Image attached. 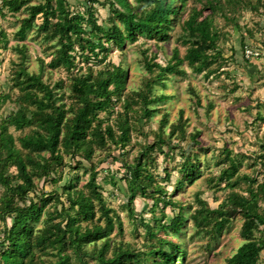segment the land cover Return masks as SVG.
Instances as JSON below:
<instances>
[{
	"label": "rangeland",
	"instance_id": "obj_1",
	"mask_svg": "<svg viewBox=\"0 0 264 264\" xmlns=\"http://www.w3.org/2000/svg\"><path fill=\"white\" fill-rule=\"evenodd\" d=\"M41 1L33 0V4ZM67 1L75 12H84L92 5L99 24L112 25L107 0H97V3H90V0ZM212 1L189 0L168 42L140 38L134 43L127 42L122 49L111 43L107 60L86 62L78 58V67L74 71L49 67L58 47L57 41L45 40L44 32L33 28L25 39L18 36L23 20L29 16L27 11L0 15V32L6 35L5 40L0 38V132L3 121L15 114L22 104L23 92L18 84L26 80L25 75H19L22 68L29 76H40L58 95V104H64L69 111L78 104L72 93V79L80 67H83V72L92 68L95 75L105 69L112 70V65L121 66L128 72V81L115 98L113 111L101 113L98 121L102 122L103 134L106 128L112 127L116 137L120 135V126L127 123L130 141L124 149L116 147L110 140H107L106 148L95 145L92 158L99 190L107 208L113 210L114 229L108 238L85 245L82 252L75 254L69 249L72 264H100L99 253L107 241L111 247L106 258L112 257L115 250L124 249L134 257L133 264H152L160 260L150 253L155 248L171 253L169 244L162 243V239L186 249V264H226L246 242L243 235L246 219L230 198L237 195L247 201L250 191L259 190L264 181V0L213 1L214 8H211ZM130 2L135 6L134 0ZM194 11L202 14L200 21L211 18L219 34L217 50L210 52L211 66L197 73L184 62L179 66L180 72L167 73L165 77L159 76L158 69L149 72L145 68L146 61H154L165 68L175 49L179 50L181 58L185 57L189 46L184 44L182 22ZM35 24L42 25V19L36 20ZM247 49L259 53V57L248 59ZM148 83H151L150 94ZM144 95L149 98L165 95L170 99L152 104L150 108L157 112L150 118H141ZM69 117L73 115L69 113ZM165 118L167 124L162 127ZM32 129H9L18 148V138L30 134ZM194 136L199 145L195 143ZM154 141L156 146L153 150L148 149L147 145ZM146 151L149 154L143 159L153 175L147 182L149 191L147 196L138 194L130 206L128 169L113 155H122L126 163L132 165ZM83 155L84 152L75 158L66 156L65 166L55 174L57 177L62 175L61 183L36 180L37 188L31 193L32 198L42 193L52 197L58 193L61 197L60 201L54 198L48 204L42 221L61 211L63 203L68 207L63 195L65 185L73 182L77 189H82L88 183L92 163L85 161ZM233 161L239 165V172L231 180L237 182L232 186L220 178ZM185 162L199 165V177L192 183H187L183 175ZM9 175L15 178L16 168L12 167ZM179 181L184 182L182 188L178 187ZM156 190L159 192L155 193ZM162 192L166 193L167 202L176 203L175 207L168 206L162 210ZM3 193L0 186V197ZM199 200L205 205L202 206ZM204 206L226 213L227 225L221 233L214 225H205L204 229L195 225L196 211ZM131 208L135 215L130 214ZM258 209L264 215V196ZM179 213L185 219L180 236L170 233L165 236L163 232H158L155 237L149 236L147 225L153 221L168 223ZM99 224L105 226L106 223L102 220ZM43 226V222L37 225L38 228ZM3 236L4 224L0 221V248L4 245ZM254 236L257 239L264 236V227L255 231ZM56 252L53 249L37 250L36 264L57 262ZM263 261L264 252L260 264Z\"/></svg>",
	"mask_w": 264,
	"mask_h": 264
},
{
	"label": "trees",
	"instance_id": "obj_2",
	"mask_svg": "<svg viewBox=\"0 0 264 264\" xmlns=\"http://www.w3.org/2000/svg\"><path fill=\"white\" fill-rule=\"evenodd\" d=\"M107 1L113 20L110 27L99 24L92 5L84 12H75L67 0H42L37 4H33V0H1L0 15L3 17L5 12L16 15L27 11L29 16L23 20L18 36L25 39L28 31L33 28L44 32L45 40L57 41L58 47L49 67L52 69L63 67L67 71H74L78 67V58L86 62L107 60L111 43L122 49L127 42L134 43L140 38L160 43L168 42L189 0H134L135 6L130 0ZM213 1L210 2L211 8H214ZM201 16V13L194 11L182 22L184 44L189 46L184 58H181L179 50L175 49L172 59L165 68L154 61H146L145 68L149 72L158 69L159 76L165 77L167 73L180 72L179 66L184 62L197 73H202L211 66L210 52L217 50L219 34L213 20L206 17L200 21ZM39 18L42 19L40 26L35 24ZM0 38L5 40L6 35L0 32ZM19 75L26 76V80L18 83L23 92L22 104L15 114H11L3 121L0 132V186L4 189L0 197V221L4 224L2 238L4 245L0 248V264H36V251L47 249L57 251L58 261L53 264H72L69 249L75 254L82 252L85 245L108 238L114 229V217L111 215L113 210L107 208L99 190L92 158L95 145L103 149L107 147V140H110L116 147L124 149L130 141V128L126 126L127 123L120 126V135L116 137L112 127L106 128L103 134L102 122L98 121L101 113L113 111L114 100L128 81V72L121 66L112 65V70L105 69L95 75L92 68H87V71L83 72V67H80L72 79V93L78 104L70 111L64 104H58V95L40 76H29L23 68ZM147 90L150 94L151 83L147 84ZM143 98L141 118H150L157 112L150 108L152 104L170 99L165 95L154 98L144 95ZM127 108L129 111V106ZM69 113L73 115L72 118L69 117ZM166 124L167 118L163 120L162 127ZM12 127L17 131L33 128L30 134L18 138L20 148L9 132ZM196 138L193 137L195 143L199 145ZM155 141L147 145L148 149L153 150L157 144ZM82 152L84 160L92 163L88 183L82 189H77L73 182L65 185L63 195L66 197L68 207L63 203L61 211H56L55 216L42 221L48 204L54 198L60 201L61 197L57 195L58 193L53 197L42 193L32 198L30 195L37 188L36 180H50L52 184L61 183L62 175L57 177L55 174H58L59 168L65 166L66 156L75 158ZM148 154V151L144 152L132 165L126 163L122 155H113L115 160L122 162L128 169L127 177L130 179L127 193L130 194V206L138 194L147 196L149 191L147 182L153 175L149 173L143 159ZM12 167L17 170L15 178L9 175ZM183 169L187 183H192L199 177L197 163L185 162ZM238 172L239 165L233 161L231 166L223 171L220 179L230 182L228 184L232 186L236 185L237 182L231 180ZM182 186L184 182L179 181L178 187ZM258 188L259 190L250 191V199L247 201L237 195L230 198L232 203L239 206L246 219L243 227L246 242L226 264H260L261 254L264 252V236L257 239L254 232L264 227V215L258 209V204L264 196V181ZM161 195L164 202L162 210L168 206L175 207L176 203L166 201L165 192ZM198 202L202 206L205 205L201 200ZM130 214L135 215L134 209H130ZM225 215L226 213L221 210H211L204 206L196 211L195 225L202 229L205 225H214L221 233L227 225ZM58 219L61 220L56 221ZM102 220L105 221V226L99 224ZM184 221L182 213L174 216L168 223L153 221V224L147 225L148 234L155 237L158 232H163L165 236L170 233L178 237L182 233ZM41 222L44 226L38 228L37 225ZM161 242L169 244L171 253L160 247L155 248L150 253L157 255L160 260H155L152 264H186L185 248L173 241L167 242L162 239ZM110 247V242L107 241L100 250V264H133L134 257L124 249L115 250L112 257L106 258Z\"/></svg>",
	"mask_w": 264,
	"mask_h": 264
},
{
	"label": "built area",
	"instance_id": "obj_3",
	"mask_svg": "<svg viewBox=\"0 0 264 264\" xmlns=\"http://www.w3.org/2000/svg\"><path fill=\"white\" fill-rule=\"evenodd\" d=\"M245 54H246V57L248 59H251V58L254 59V58L259 57V53L255 52L253 50H250V49H247L246 52H245Z\"/></svg>",
	"mask_w": 264,
	"mask_h": 264
}]
</instances>
